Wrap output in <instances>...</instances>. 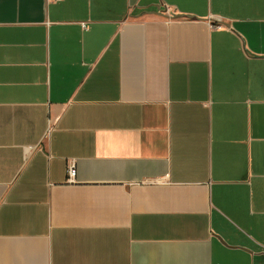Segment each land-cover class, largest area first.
<instances>
[{"label": "crops", "instance_id": "0c3cea01", "mask_svg": "<svg viewBox=\"0 0 264 264\" xmlns=\"http://www.w3.org/2000/svg\"><path fill=\"white\" fill-rule=\"evenodd\" d=\"M0 264H264V0H0Z\"/></svg>", "mask_w": 264, "mask_h": 264}, {"label": "built area", "instance_id": "2783aa9c", "mask_svg": "<svg viewBox=\"0 0 264 264\" xmlns=\"http://www.w3.org/2000/svg\"><path fill=\"white\" fill-rule=\"evenodd\" d=\"M67 175H68V182L75 183L76 182V163L75 161H70L67 166Z\"/></svg>", "mask_w": 264, "mask_h": 264}]
</instances>
